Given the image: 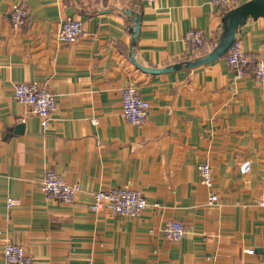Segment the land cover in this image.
Returning a JSON list of instances; mask_svg holds the SVG:
<instances>
[{
  "label": "crops",
  "instance_id": "obj_1",
  "mask_svg": "<svg viewBox=\"0 0 264 264\" xmlns=\"http://www.w3.org/2000/svg\"><path fill=\"white\" fill-rule=\"evenodd\" d=\"M14 3L28 11L18 28ZM226 12L210 0H0V264L6 242L22 244L32 264H259L264 79L253 68L264 58V17L236 31L249 58L243 76L226 53L184 65L213 49ZM67 17L84 33L63 43ZM191 28L205 38L195 50L183 40ZM128 80L150 103L141 124L122 116ZM22 81L56 94L48 130L14 98ZM200 162L212 167L211 186L199 180ZM47 169L81 186L72 202L45 198ZM119 186L142 191L138 216L92 208L89 191ZM170 219L184 225L180 241L162 234Z\"/></svg>",
  "mask_w": 264,
  "mask_h": 264
},
{
  "label": "built area",
  "instance_id": "obj_2",
  "mask_svg": "<svg viewBox=\"0 0 264 264\" xmlns=\"http://www.w3.org/2000/svg\"><path fill=\"white\" fill-rule=\"evenodd\" d=\"M155 2L157 0H146ZM210 2L225 11L239 5L241 0H210ZM10 22L14 28L23 26L26 23L28 11L20 3L11 6ZM84 33L83 22L77 17H67L61 24L56 34L59 42H70ZM187 48L195 50L205 42L204 35L200 30L191 28L183 36ZM225 59L236 76H243L246 73L249 58L245 54L242 42L235 38L225 54ZM253 74L257 79H264V58H259L254 63ZM14 98L21 104L28 106L31 112L39 118L42 130L49 129L53 113L57 107L56 94L48 87L36 82H17L14 86ZM150 103L144 99L133 80H128L121 88V112L126 121L131 124H141L148 116ZM96 123V119H92ZM200 182L211 186L212 167L208 162H200L197 165ZM41 189L47 200L59 202H72L75 196L82 191L78 183H69L64 176L53 169H47L40 181ZM92 196V208L94 210L109 209L115 214L136 217L147 204L146 198L139 189L128 186L112 187L107 189H94L89 191ZM210 201L218 199L216 193L209 197ZM9 206L15 203L14 198H8ZM162 234L171 241H180L185 228L182 222L175 219L167 220L162 228ZM245 253H253L252 247H245ZM3 264H32V256L28 254L20 243L6 242L2 249ZM264 264V258L259 260Z\"/></svg>",
  "mask_w": 264,
  "mask_h": 264
},
{
  "label": "water",
  "instance_id": "obj_3",
  "mask_svg": "<svg viewBox=\"0 0 264 264\" xmlns=\"http://www.w3.org/2000/svg\"><path fill=\"white\" fill-rule=\"evenodd\" d=\"M264 17V0H247L240 3L239 5L229 9L223 17L222 21V31L218 38L216 45L213 49L207 53L205 56L195 59L193 61H187L184 63L185 66H195L208 61H212L219 57H222L233 41L236 38V31L238 28L244 24L245 20L248 18H258ZM139 24L135 26V36L137 35ZM178 66H171L169 68H146L147 70L158 72L169 69H176ZM20 125L19 127H21ZM18 127V128H19Z\"/></svg>",
  "mask_w": 264,
  "mask_h": 264
}]
</instances>
